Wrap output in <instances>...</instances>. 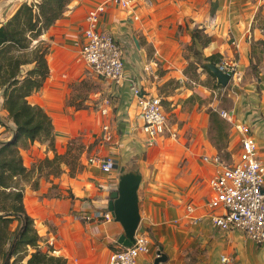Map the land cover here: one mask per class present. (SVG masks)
Returning a JSON list of instances; mask_svg holds the SVG:
<instances>
[{"label": "crops", "instance_id": "crops-1", "mask_svg": "<svg viewBox=\"0 0 264 264\" xmlns=\"http://www.w3.org/2000/svg\"><path fill=\"white\" fill-rule=\"evenodd\" d=\"M39 1L0 0V25L21 4ZM104 1L108 0H72L62 17L41 36L50 45L46 56L49 74L42 88L27 101L50 117L56 154H63L68 141L76 137H82L90 154L81 155L82 168L74 176L64 167L58 177L37 178V188L23 183L24 208L42 240L40 246L50 245L66 264H106L112 251L123 248L118 239L124 232L108 211V203L117 187L119 169L124 168L140 176V221L135 234L147 235L149 251L138 257V264H153L159 249L166 255L161 264H223L221 256L228 258L225 264H264V242L258 245L240 233H223L210 222L213 167L202 160L220 155L218 149L230 150L235 141L238 145L237 125L250 127L264 159V0H150L149 6L137 0L129 11L108 4L100 28L110 32L124 49V75L119 84L96 78L82 64L79 53L86 15ZM132 14L138 16L137 21L132 20ZM192 29L199 31L194 45ZM186 46H193L201 59L217 55L220 61L235 66L227 84L230 89L221 88L232 100L230 108L224 110L230 122L216 117L223 125L227 122L232 126L228 131L218 132L209 112L199 110L195 88L185 93L163 90L156 94V87H166L172 79L182 82ZM146 66L150 71H145ZM88 78L96 80L102 91L88 97L87 108L76 110L67 102L69 86ZM134 87L159 96L168 117L175 113L177 121H169L170 136L147 143ZM183 87L178 85L179 90ZM202 92L208 93L205 88ZM191 97L192 105L184 110V99ZM0 122V142H6L11 139L13 124L2 109L1 92ZM104 126L111 133L110 142L100 139ZM221 142L224 148H220ZM27 144L31 162L53 156L37 141ZM25 153L20 150L22 158ZM106 156L113 158L117 170L103 173L88 162L92 157ZM30 164L23 162L27 169ZM188 206L193 208L191 212L186 210ZM98 212L108 213L110 218L80 219ZM154 244L157 251L150 249ZM189 244L205 249L197 263L188 262L185 248Z\"/></svg>", "mask_w": 264, "mask_h": 264}, {"label": "trees", "instance_id": "trees-1", "mask_svg": "<svg viewBox=\"0 0 264 264\" xmlns=\"http://www.w3.org/2000/svg\"><path fill=\"white\" fill-rule=\"evenodd\" d=\"M72 0H40L37 3H23L4 24L0 25V91L2 109L7 112L13 124L11 139L0 142V264H66V260L54 254L53 248L42 242L34 227L33 219L27 214L23 204L25 179L29 170L23 165L19 153V143L42 141L48 143L54 152V133L50 117L38 106L30 105L27 98L38 92L49 74L46 56L49 45L41 36L66 11ZM197 29L191 30L192 45L199 40ZM35 41L31 60L22 61L21 55ZM208 42L204 39L203 45ZM196 58L200 53L194 51ZM220 57L211 55L200 60L217 64ZM25 64L32 65L24 70ZM211 76L213 74L204 67ZM68 104L75 106L74 98ZM81 108L77 104L76 109ZM210 121L222 132V121L209 111ZM70 144L64 154L54 152L52 159H44L41 164L51 169L57 176L62 171L60 165L69 166ZM221 150L218 149V152ZM81 165L73 173L81 170ZM48 173V174H50ZM17 222L15 230H10L12 222ZM28 257V258H27ZM27 258V259H26ZM25 260V262H23Z\"/></svg>", "mask_w": 264, "mask_h": 264}, {"label": "built area", "instance_id": "built-area-1", "mask_svg": "<svg viewBox=\"0 0 264 264\" xmlns=\"http://www.w3.org/2000/svg\"><path fill=\"white\" fill-rule=\"evenodd\" d=\"M137 0H108L96 5L88 11L80 44V57L91 73L98 79L109 80L119 84L123 79L124 49L115 37L105 29L100 28V19L108 4H113L124 11H129ZM146 6L150 0H141ZM132 20L138 16L132 14ZM218 67L224 73H230V81L235 74V66L228 61H220ZM133 96L137 99L140 109L139 118L147 132V143L151 144L156 138L171 135L167 112L159 96L145 95L138 87L133 88ZM105 113V110H101ZM218 115L230 122L227 111L220 110ZM238 132L239 155L238 161L231 156L230 162H225L220 155L203 157L202 160L213 167L209 188L212 192L208 207L210 222L223 233L237 232L255 244L264 242V164L257 157V144L251 129L247 125L235 126ZM100 139L111 141V133L107 126L102 128ZM90 164H95L103 173L114 170L115 162L112 157H92ZM188 206L187 211H192ZM96 218L109 219L108 213L82 215V221ZM200 218H192L198 221ZM149 239L143 232L136 233L134 243L130 247H123L110 253L106 264H138L140 255L146 254ZM220 261L225 264L229 260L221 256Z\"/></svg>", "mask_w": 264, "mask_h": 264}, {"label": "rangeland", "instance_id": "rangeland-1", "mask_svg": "<svg viewBox=\"0 0 264 264\" xmlns=\"http://www.w3.org/2000/svg\"><path fill=\"white\" fill-rule=\"evenodd\" d=\"M34 45H35V41H33L31 43L30 47L23 52L24 54L21 55L22 61H27V60L32 59L33 54H34V53L32 54V50L34 49ZM49 47H50V45H49ZM48 52H49V50H48ZM193 53H194V47L193 46H190V47L186 46L184 48V52L182 53V58L186 62H185L184 67L182 69V76H183L182 82H178V81L172 79V80L168 81L166 87H163V86L162 87H160V86L156 87V94H158V95H159V93L161 94V92L163 90L166 93H172V94H174L176 92L177 93H185L184 90H186L188 88H190V89L195 88V91L199 94V95H196L197 97H195V102L199 101V106H201L199 110H204L205 112L212 111L213 113L218 115V113H217L218 110H220V109L227 110L228 108H230L232 100H231V97L227 96V90L230 89V86L229 87L228 86H225V87L217 86L214 77H211L204 70L203 66L204 67H206V66L200 62V58H195ZM82 64L84 65L83 62H82ZM31 67H32V65L25 64L23 66V69L28 70ZM148 70L150 71L149 67L146 66L145 71H148ZM180 84H182L184 86L183 89H181V90H179V88H178V85H180ZM197 87H199V88H197ZM226 87H228L227 90L223 91L222 89H224ZM204 88L207 89L208 93L205 92V94H203L202 91ZM69 89H70V92L68 95L67 102L69 101L70 97H73L75 106H72V107H74L76 109L77 104H81V108L76 109V110H80V109H85L88 107V105L85 104V101L88 100V97L91 94H94L95 92H101L102 86L100 84H98V82H96V80H92V78H88L84 81L79 82L78 84L70 85ZM175 89H176V91H175ZM141 91L145 95L150 96L149 95L150 93L148 91H146L144 89ZM193 100L194 99L192 97L189 99L185 98L183 105H182V106H184L183 109L186 110V109L190 108ZM163 106L167 111L166 104L165 105L163 104ZM168 119H169L168 122L170 121V123L173 124L177 121V116L173 112L171 114V116L168 117ZM225 123H226V125H223L221 127L222 131L223 130L228 131V129H230L231 125L227 124V122H225ZM0 124H1V122H0ZM2 131H4V130H2ZM213 134L214 133L212 132V136H213ZM37 142L44 145L45 150L47 152H52L53 156L51 158H48V157L37 158L34 162H31V159L33 157L29 153H27V151L29 150L27 147L28 146L27 142H25V143L20 142L18 145L19 148H21L20 150H24V152H26L24 154L23 158L20 154V156L22 158V162L25 161L26 164L31 163L30 167L28 168V170L30 171L29 174L26 175V177H25V179H23V181L22 180L20 181V184H23L25 182H29L31 184L32 188H37V183H38L37 178H47L48 179V178L58 177L64 172V170H63L64 167L67 169V174L69 176H74L76 173L75 174H73V173L76 171L77 168L80 167L79 158L81 157V155L84 152H86V154H90V149L86 150L85 146L83 145L82 137H76V138L69 140L68 143L66 144V150H67V147L69 144H70V149H71L70 150L71 158H69L70 163L68 164L69 166L61 164L60 170L62 172L60 174H58L57 176H53L50 173L51 169L46 168L43 164H41V162L46 158L52 159L54 157V152L50 149L48 143L42 142V141H37ZM222 143L223 142H221V144H220V148H224ZM54 144H55V140H54ZM225 146H226V144H225ZM20 150H19V153H20ZM66 150L64 151V153L66 152ZM230 154H233V156L236 158V161H238L239 147H238L236 141L231 146L230 150L221 149V151H220V157L225 162H230V158H231ZM59 155H62V154H59ZM86 157H87V155H86ZM257 157L259 158L261 163L264 164V159H262L260 157V155L258 153V148H257ZM48 173H50V174H48ZM35 175H36V178L32 182L31 180H32V178H34ZM55 190H56V188H53V191H52L53 194L56 192ZM16 226H17V222H15V221L12 222L10 225V230L11 231L15 230ZM148 248H149V245H148ZM151 248L153 251L158 250L156 244L151 245L150 249ZM185 250L187 252V257H188L189 263L190 262L197 263L200 260V257H202L205 253V249L200 247L199 245H195V246L190 245L189 247H186Z\"/></svg>", "mask_w": 264, "mask_h": 264}, {"label": "water", "instance_id": "water-1", "mask_svg": "<svg viewBox=\"0 0 264 264\" xmlns=\"http://www.w3.org/2000/svg\"><path fill=\"white\" fill-rule=\"evenodd\" d=\"M205 66L215 77L217 86H227L230 81V73L222 72L211 62L205 63ZM114 169H118L117 165H114ZM119 172L116 190L110 194L108 211L113 219L121 225L124 232L119 237L118 243L123 247H130L134 243V235L140 221L137 194L140 176L134 172H125L124 168H120ZM165 261L166 255L159 249L153 264H161Z\"/></svg>", "mask_w": 264, "mask_h": 264}]
</instances>
